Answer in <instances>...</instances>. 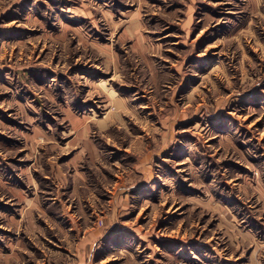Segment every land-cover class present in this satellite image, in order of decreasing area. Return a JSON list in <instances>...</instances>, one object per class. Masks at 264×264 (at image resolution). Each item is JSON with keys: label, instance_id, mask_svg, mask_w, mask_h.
I'll return each instance as SVG.
<instances>
[{"label": "rangeland", "instance_id": "rangeland-1", "mask_svg": "<svg viewBox=\"0 0 264 264\" xmlns=\"http://www.w3.org/2000/svg\"><path fill=\"white\" fill-rule=\"evenodd\" d=\"M229 229L264 231V0H0V264H211Z\"/></svg>", "mask_w": 264, "mask_h": 264}, {"label": "crops", "instance_id": "crops-1", "mask_svg": "<svg viewBox=\"0 0 264 264\" xmlns=\"http://www.w3.org/2000/svg\"><path fill=\"white\" fill-rule=\"evenodd\" d=\"M259 233V236H257V232L250 230L243 234L236 233L235 229L225 231L226 247H223L221 250L223 252H221L218 247L212 246L214 260L210 263L264 264V231L260 229ZM240 235H243L244 238H241ZM233 246L236 248L233 249Z\"/></svg>", "mask_w": 264, "mask_h": 264}, {"label": "bare ground", "instance_id": "bare-ground-1", "mask_svg": "<svg viewBox=\"0 0 264 264\" xmlns=\"http://www.w3.org/2000/svg\"><path fill=\"white\" fill-rule=\"evenodd\" d=\"M102 86V85H101Z\"/></svg>", "mask_w": 264, "mask_h": 264}]
</instances>
